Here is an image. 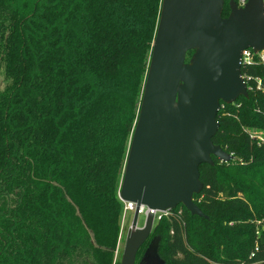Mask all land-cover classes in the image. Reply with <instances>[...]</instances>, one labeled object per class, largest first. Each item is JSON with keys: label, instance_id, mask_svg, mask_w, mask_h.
<instances>
[{"label": "trees", "instance_id": "obj_1", "mask_svg": "<svg viewBox=\"0 0 264 264\" xmlns=\"http://www.w3.org/2000/svg\"><path fill=\"white\" fill-rule=\"evenodd\" d=\"M160 5L0 0V264L113 263ZM240 72L247 97L221 103L212 137L233 158L199 165L207 218L179 205L141 245L157 238L165 264H264L249 256L264 221V88L251 81L264 67Z\"/></svg>", "mask_w": 264, "mask_h": 264}, {"label": "water", "instance_id": "obj_2", "mask_svg": "<svg viewBox=\"0 0 264 264\" xmlns=\"http://www.w3.org/2000/svg\"><path fill=\"white\" fill-rule=\"evenodd\" d=\"M224 0H161L137 119L131 134L118 197L134 203L119 264H135L154 226L153 211L179 205L207 218L193 195L202 189L199 165L233 158L212 142L221 103L247 97L241 52L264 49V0L243 6ZM193 51L186 61L187 52ZM145 206L142 226L139 209ZM153 238L138 264H164Z\"/></svg>", "mask_w": 264, "mask_h": 264}, {"label": "built area", "instance_id": "obj_3", "mask_svg": "<svg viewBox=\"0 0 264 264\" xmlns=\"http://www.w3.org/2000/svg\"><path fill=\"white\" fill-rule=\"evenodd\" d=\"M236 5L241 7L244 5L246 0H234ZM254 60H257L263 67H264V49H260L257 52H253L251 49H245L241 52V59H240V68L242 66H246L249 64H252ZM241 77L244 79L246 87L248 88L249 86L247 85V81H249L250 77L247 76L246 74H241ZM252 83L255 85L257 89L264 88V78L260 77H254L251 79ZM258 140L262 141V138L258 136ZM123 202V211H128L131 210L133 211L134 209V203L131 202ZM147 209L145 206H141L139 209V214L143 213L144 215L146 214ZM166 212H158V211H153L154 215V220L153 222L155 223L161 215H165ZM257 228L255 231L256 234V242L253 246V249L250 252V257H254L257 254H260V257L262 258L261 261L264 262V221L259 220L256 221Z\"/></svg>", "mask_w": 264, "mask_h": 264}, {"label": "rangeland", "instance_id": "obj_4", "mask_svg": "<svg viewBox=\"0 0 264 264\" xmlns=\"http://www.w3.org/2000/svg\"><path fill=\"white\" fill-rule=\"evenodd\" d=\"M256 131H259V130H256ZM262 132L264 133V130H262ZM132 213H133V211H131V210L123 211L122 212V219H121L122 228H121V232H120V238L117 241L116 248H115V251H114L113 263L112 264H116L117 262L119 263V260H120V257H121V253H122V248H123V245H124V240H125L126 232H127V229L129 227L130 222H131V219H132ZM144 219H145V215L143 213L139 214L138 220H137V226L138 227H140V226L143 225ZM151 234H150V236H152ZM145 247H146V245L143 247V249ZM140 255H141V253H140Z\"/></svg>", "mask_w": 264, "mask_h": 264}, {"label": "flooded vegetation", "instance_id": "obj_5", "mask_svg": "<svg viewBox=\"0 0 264 264\" xmlns=\"http://www.w3.org/2000/svg\"><path fill=\"white\" fill-rule=\"evenodd\" d=\"M152 241V237L151 238H149L148 239V241L146 242V247L143 249V247L141 248H139V250H138V252H137V256H136V260H135V264H138L139 263V261H140V259L145 255V253H146V251H147V248H148V246H149V244H150V242ZM140 253H141V255H140ZM157 253H158V247H157ZM140 255V256H139ZM159 255V254H158ZM139 256V257H138ZM160 257V256H159ZM152 258V257H151ZM149 259L148 261H145V262H143L142 264H156L154 261H152V259ZM160 259H162L161 257H160ZM163 260V259H162ZM165 264V263H164Z\"/></svg>", "mask_w": 264, "mask_h": 264}, {"label": "crops", "instance_id": "obj_6", "mask_svg": "<svg viewBox=\"0 0 264 264\" xmlns=\"http://www.w3.org/2000/svg\"><path fill=\"white\" fill-rule=\"evenodd\" d=\"M121 219H122V215H121ZM124 226V225H123ZM121 228H122V222H120V231H119V235H118V239H117V241L119 240V238H120V232H121Z\"/></svg>", "mask_w": 264, "mask_h": 264}]
</instances>
